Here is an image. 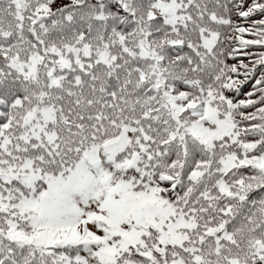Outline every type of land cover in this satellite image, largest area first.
Masks as SVG:
<instances>
[{
    "label": "snow or ice",
    "instance_id": "6c2138e0",
    "mask_svg": "<svg viewBox=\"0 0 264 264\" xmlns=\"http://www.w3.org/2000/svg\"><path fill=\"white\" fill-rule=\"evenodd\" d=\"M0 264H264V0H0Z\"/></svg>",
    "mask_w": 264,
    "mask_h": 264
}]
</instances>
